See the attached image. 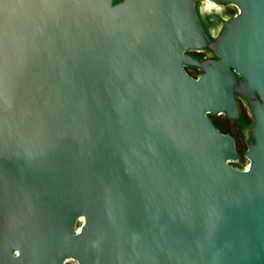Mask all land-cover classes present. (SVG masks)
<instances>
[{"label": "water", "instance_id": "obj_1", "mask_svg": "<svg viewBox=\"0 0 264 264\" xmlns=\"http://www.w3.org/2000/svg\"><path fill=\"white\" fill-rule=\"evenodd\" d=\"M69 262L264 264V0H0V264Z\"/></svg>", "mask_w": 264, "mask_h": 264}, {"label": "rangeland", "instance_id": "obj_2", "mask_svg": "<svg viewBox=\"0 0 264 264\" xmlns=\"http://www.w3.org/2000/svg\"><path fill=\"white\" fill-rule=\"evenodd\" d=\"M208 8L209 10L213 11L212 13L214 14L216 11L214 10V6L210 3V2H205L203 3V9H206ZM227 13H229L228 15H235L236 14V8L234 7H230L228 8L227 10ZM227 15H223L222 18H226ZM223 22V19H218L217 20V23L218 24V27L221 26ZM217 27V26H216ZM217 29V28H216ZM196 71V70H194ZM215 123L217 124L218 128L223 132V133H232L233 136L235 137L236 141H237V147L238 149L241 151V153L243 154L244 151L246 150L247 148V142L245 140H243V133H242V129L248 125V127L251 126V123H252V120L251 118L249 119H245V121H237V122H231L230 120L228 121H224L223 119H215ZM235 127V128H234ZM233 129H236L238 130V133H233ZM247 164L248 162L244 159V161H239L237 163H234L233 165L236 167V168H239V169H245L247 167ZM67 264H76L75 262H69Z\"/></svg>", "mask_w": 264, "mask_h": 264}, {"label": "flooded vegetation", "instance_id": "obj_3", "mask_svg": "<svg viewBox=\"0 0 264 264\" xmlns=\"http://www.w3.org/2000/svg\"><path fill=\"white\" fill-rule=\"evenodd\" d=\"M193 57L195 58H198V59H204V58H208L210 57V55L208 53H204V52H191L190 53ZM186 71L194 78H199L200 75L202 74L201 71L197 70V69H194V68H191V67H185ZM196 70V71H194ZM238 101H239V104H240V108H241V111H242V114H243V117L244 119H249L250 118V114H249V109L247 107H245V102L241 99V98H238ZM209 117L211 118V120L213 121V123L217 126V124L215 123V119H223L225 122L230 120L228 119L225 115H219V116H213L211 114H209ZM231 121V120H230ZM232 122V121H231ZM218 127V126H217ZM235 128V127H234ZM242 133H243V140L246 141L245 139V135H244V132H243V129L241 130ZM233 133H238V130L236 129H233L232 131ZM230 133V132H229ZM232 136L233 134L230 133ZM239 134V133H238ZM234 137V136H233ZM235 138V137H234ZM236 140V139H235ZM236 146H237V141H236ZM238 148V147H237ZM239 150V149H238ZM240 154H241V157H240V160L241 161L242 159H244L243 157V154L241 153V151L239 150ZM237 163V162H236ZM234 166V165H233ZM235 167V166H234ZM239 169V168H238Z\"/></svg>", "mask_w": 264, "mask_h": 264}, {"label": "trees", "instance_id": "obj_4", "mask_svg": "<svg viewBox=\"0 0 264 264\" xmlns=\"http://www.w3.org/2000/svg\"><path fill=\"white\" fill-rule=\"evenodd\" d=\"M242 160L244 161V159H242ZM242 160H241V161H242Z\"/></svg>", "mask_w": 264, "mask_h": 264}]
</instances>
